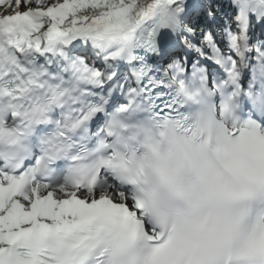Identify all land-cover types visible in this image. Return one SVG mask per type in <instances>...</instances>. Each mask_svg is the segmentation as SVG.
<instances>
[{
    "label": "snow or ice",
    "instance_id": "snow-or-ice-1",
    "mask_svg": "<svg viewBox=\"0 0 264 264\" xmlns=\"http://www.w3.org/2000/svg\"><path fill=\"white\" fill-rule=\"evenodd\" d=\"M0 264H264V0H0Z\"/></svg>",
    "mask_w": 264,
    "mask_h": 264
}]
</instances>
